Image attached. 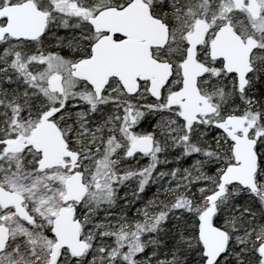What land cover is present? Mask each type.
Returning a JSON list of instances; mask_svg holds the SVG:
<instances>
[{
	"label": "snow or ice",
	"instance_id": "6c2138e0",
	"mask_svg": "<svg viewBox=\"0 0 264 264\" xmlns=\"http://www.w3.org/2000/svg\"><path fill=\"white\" fill-rule=\"evenodd\" d=\"M0 118V264H264V0H0ZM169 147L170 199L93 222Z\"/></svg>",
	"mask_w": 264,
	"mask_h": 264
},
{
	"label": "trees",
	"instance_id": "16d2710c",
	"mask_svg": "<svg viewBox=\"0 0 264 264\" xmlns=\"http://www.w3.org/2000/svg\"><path fill=\"white\" fill-rule=\"evenodd\" d=\"M64 31L55 35H64ZM14 75V74H13ZM15 87V85H14ZM22 87V85H21ZM2 119V118H0ZM153 117H148L146 123H142V126L138 128V131H151L155 127L153 124ZM68 123H73L72 120H69ZM151 126V127H150ZM86 142V141H85ZM180 149L172 150L169 147V150L159 154L160 163L157 165L156 172L153 173L152 179L155 183H151L147 190L143 193H138V183L140 179L139 176H133L132 178L126 180L123 185H115V196L114 202L112 203H103L100 205L99 210L96 213V216L93 217V222L97 219L107 216L109 219L105 221L106 223H116V221L125 216L129 221L132 220H143L142 216L137 215V209L144 207L146 202L149 199L156 198L157 201L168 200L170 196L165 194L163 189L170 187L168 181L171 179L170 175L158 176L160 172H171L175 167H188L191 161H181L177 164L175 156L178 154ZM166 161H171L168 163ZM148 164V158H137L135 160L121 161L116 168L120 171L124 170H135L144 167ZM206 170V169H205ZM194 174H197L194 172ZM175 183V182H174ZM159 190V192H158ZM139 196V198H138ZM159 208L150 209V211H158ZM147 239V237H145ZM105 243H111V241H105ZM69 264L71 262L69 261ZM100 264V262H98Z\"/></svg>",
	"mask_w": 264,
	"mask_h": 264
},
{
	"label": "water",
	"instance_id": "95a60500",
	"mask_svg": "<svg viewBox=\"0 0 264 264\" xmlns=\"http://www.w3.org/2000/svg\"><path fill=\"white\" fill-rule=\"evenodd\" d=\"M132 15V14H131ZM129 15V16H131ZM147 10L145 9L143 14H134L135 22V33H136V54L132 58V63H145L147 62L148 56V46L152 43H156L155 39H158L161 43L162 42V35L159 32V30L154 29L152 25H150L147 20ZM124 19H129L128 16ZM120 18L116 17L114 18V22H119ZM131 22V21H130ZM132 23V22H131ZM143 39L145 40L144 43H142ZM139 42V44H137Z\"/></svg>",
	"mask_w": 264,
	"mask_h": 264
},
{
	"label": "flooded vegetation",
	"instance_id": "af4514ba",
	"mask_svg": "<svg viewBox=\"0 0 264 264\" xmlns=\"http://www.w3.org/2000/svg\"><path fill=\"white\" fill-rule=\"evenodd\" d=\"M113 2H114V0H113ZM125 18V17H124ZM128 20L129 21H131L132 23H134L135 22V18H134V14H132L131 16H128ZM63 30H61L60 32H62ZM60 32H58V34L60 33ZM55 33H57V32H55ZM137 40V39H136ZM145 42V40L143 39V41H142V43H144ZM155 42L156 43H159L160 41L158 40V39H155ZM137 44H139V42H137ZM139 45H137L136 47H138ZM71 262V261H70Z\"/></svg>",
	"mask_w": 264,
	"mask_h": 264
},
{
	"label": "rangeland",
	"instance_id": "374dc122",
	"mask_svg": "<svg viewBox=\"0 0 264 264\" xmlns=\"http://www.w3.org/2000/svg\"><path fill=\"white\" fill-rule=\"evenodd\" d=\"M55 41H53V43H54Z\"/></svg>",
	"mask_w": 264,
	"mask_h": 264
}]
</instances>
